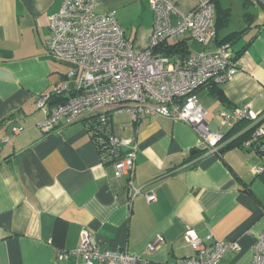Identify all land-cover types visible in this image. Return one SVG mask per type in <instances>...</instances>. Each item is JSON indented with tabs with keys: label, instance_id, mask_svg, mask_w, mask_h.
Masks as SVG:
<instances>
[{
	"label": "crops",
	"instance_id": "obj_1",
	"mask_svg": "<svg viewBox=\"0 0 264 264\" xmlns=\"http://www.w3.org/2000/svg\"><path fill=\"white\" fill-rule=\"evenodd\" d=\"M63 1L0 0V264H84L59 259L79 247L84 231L103 250L136 257V264H176L194 255L184 239L187 230L206 243L239 244L240 251L224 254L220 264H252L257 236L264 231V173H256L263 159L257 150L233 147L212 154L183 122L157 116L134 122L127 113L115 115L113 134L137 145L133 184L156 196L148 202L143 195L130 199L127 179L116 178L114 168L102 163L84 122L50 133L39 128L45 109L53 106L39 109L37 99L66 76V65L46 48L49 17ZM176 3L187 13L199 0ZM255 4L217 0V8L231 14L220 39L245 32L232 44L235 54L243 51L239 72L219 86L226 103L211 95V85L198 92L204 104L210 99L209 109L202 105L212 132L222 129V112L247 109L264 119V6L251 11ZM98 12L113 13L130 42L149 47L150 0H102ZM246 13L253 16L249 23ZM180 42L195 52L187 40L166 45ZM9 119L14 123L7 125ZM213 120L217 125L211 129ZM13 128L24 131L14 135ZM159 236L162 243L149 252Z\"/></svg>",
	"mask_w": 264,
	"mask_h": 264
},
{
	"label": "built area",
	"instance_id": "obj_2",
	"mask_svg": "<svg viewBox=\"0 0 264 264\" xmlns=\"http://www.w3.org/2000/svg\"><path fill=\"white\" fill-rule=\"evenodd\" d=\"M102 0H64L59 11L49 17L50 35L46 42L49 55L69 70L54 90L39 97L36 106L45 109L52 96H65L61 104L48 108L39 128L53 132L85 122L104 165H111L116 178L128 181L130 199L143 195L156 201L153 193H142L133 184L137 145L118 139L112 131L115 115L127 113L134 122L144 117H162L183 122L196 130L202 145L212 154L225 146L223 128L232 122L247 120L254 128L242 148L257 150L264 173V119L247 109L221 113V128L212 132L206 121L207 111L198 92L208 85L232 80L239 72L238 61L230 44L214 46L217 36L216 7L213 0H199L191 12H183L176 0H150L153 29L149 47L137 48L130 42L113 13H99ZM264 6V0H252ZM187 40L200 47L189 56H164L155 53L169 41ZM9 119L6 124H13ZM24 131L13 128L14 135ZM242 133H240L241 135ZM237 135L236 137H238ZM4 138V144L9 143ZM124 148L128 151L124 152ZM185 241L194 255L176 264H220L224 254L240 251L229 241H202L194 230H187ZM162 243L159 236L148 245L154 252ZM60 260L81 259L84 264H136L137 258L126 251L103 250L88 232H82L75 250L64 251ZM252 264H264V231L257 236Z\"/></svg>",
	"mask_w": 264,
	"mask_h": 264
},
{
	"label": "trees",
	"instance_id": "obj_3",
	"mask_svg": "<svg viewBox=\"0 0 264 264\" xmlns=\"http://www.w3.org/2000/svg\"><path fill=\"white\" fill-rule=\"evenodd\" d=\"M213 1L216 7V29H217V36L214 42L216 43V45L230 44L232 46V44L243 35L245 30L232 33L220 39L219 31L222 29V27L228 24L231 14L229 10H225V11L219 10V8H217L216 6L217 0H213ZM252 17H253L252 14L246 13L245 21L249 23V21L252 20ZM154 52L160 53L164 56H170V57L175 56V55L189 56L191 54V52L189 51L188 44L186 42H180V43H176L173 45L165 44V45H162L158 50H155ZM242 52L243 51H239L236 54L234 53L236 61L238 60ZM211 95L215 97L221 103L223 104L226 103L224 93L219 88V85H215V84L211 85ZM67 99L68 98L65 96L55 95L51 97V99L48 102V105L55 106L57 104L64 103ZM253 132H254V128H251L250 121L241 120V121L235 122V124L232 126L229 132L225 135L224 140L228 141V143L222 148L220 153H223L225 150L229 148H233V147L242 148L243 144L251 138ZM240 133L242 134L240 135ZM237 135L239 136L236 137Z\"/></svg>",
	"mask_w": 264,
	"mask_h": 264
},
{
	"label": "rangeland",
	"instance_id": "obj_4",
	"mask_svg": "<svg viewBox=\"0 0 264 264\" xmlns=\"http://www.w3.org/2000/svg\"><path fill=\"white\" fill-rule=\"evenodd\" d=\"M254 8H256V9L258 10V9H261L262 6H261V4L256 3L254 6L251 7V11H254ZM234 15H235V17H234V24H235V23H238V16H239V15H238V10H237V9H234ZM190 44H191V47H192L193 51H196V50L200 49L199 46L193 44L192 42H191ZM63 67H64V73L67 74L69 68L66 67V66H63ZM200 93H201V95H203V94L206 93V90H202ZM205 99H208V97L205 98ZM208 101H210V99H208ZM208 101H205V104H204L202 98H200V102H201V104H203L204 106H206V107L209 109L211 103H209ZM208 103H209V104H208ZM220 118H221V117H220ZM213 121H214V120H213ZM213 121H212L213 124L211 123V127H210L211 129H213L214 126L217 125V124H216L217 122H216V121L213 122Z\"/></svg>",
	"mask_w": 264,
	"mask_h": 264
}]
</instances>
